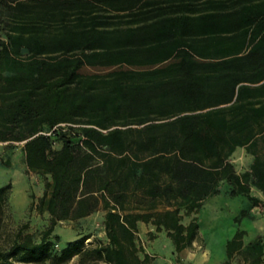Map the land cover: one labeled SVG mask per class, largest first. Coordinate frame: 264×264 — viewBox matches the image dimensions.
Instances as JSON below:
<instances>
[{
  "label": "trees",
  "instance_id": "16d2710c",
  "mask_svg": "<svg viewBox=\"0 0 264 264\" xmlns=\"http://www.w3.org/2000/svg\"><path fill=\"white\" fill-rule=\"evenodd\" d=\"M0 31V143L22 144L44 179L30 208L48 217L37 241L23 225L0 245V264H150L138 222L178 254L199 228L180 212L197 213L220 183L250 202L237 222L263 204L250 183L264 196V0H0ZM236 148L250 171L235 172ZM99 210L105 242L58 247V224ZM244 235L219 264L262 263L264 243L244 248Z\"/></svg>",
  "mask_w": 264,
  "mask_h": 264
},
{
  "label": "rangeland",
  "instance_id": "374dc122",
  "mask_svg": "<svg viewBox=\"0 0 264 264\" xmlns=\"http://www.w3.org/2000/svg\"><path fill=\"white\" fill-rule=\"evenodd\" d=\"M160 2L167 5L168 0H160ZM135 12L136 10L122 14L111 12L110 15L117 16L113 20L114 24L123 25L132 19L128 15H133ZM108 70L100 67H85L82 72L103 73ZM229 161L238 174L250 171L251 158L243 149H237L230 156ZM43 182L44 179L27 170L21 143L14 144L9 149L5 148L4 143H0V187L10 185L8 200L2 207L0 217V245L9 243L23 225H26L23 233L30 234L35 241L38 240L41 231L48 224V217L46 213H38L36 209L30 208V195L33 194L36 203L44 190ZM230 188L226 182H222L219 185V194L204 200L197 213L185 215L183 211L180 212L184 225L192 218H196L199 228L196 240L178 254L174 252L173 244L165 231L144 232L142 228L138 229L137 246L150 256V264H219L225 257V242L233 237L237 229L245 231L243 240L246 243L250 244L257 240L264 243V202L255 206V209L251 208L248 217L240 218L237 222L235 219L239 217V212L247 210L250 202L242 196H230ZM250 193L264 201L251 183ZM102 220L103 212L99 210L88 218L58 224L54 230L61 238L58 247L83 235L90 236L86 244L96 239L105 242ZM139 255L142 257L141 252ZM76 261L77 258H74L71 263ZM232 264H244L242 257L236 256ZM261 264H264V252Z\"/></svg>",
  "mask_w": 264,
  "mask_h": 264
},
{
  "label": "crops",
  "instance_id": "0c3cea01",
  "mask_svg": "<svg viewBox=\"0 0 264 264\" xmlns=\"http://www.w3.org/2000/svg\"><path fill=\"white\" fill-rule=\"evenodd\" d=\"M170 15V14H169ZM237 149H239V150H242L243 148H236V150ZM235 150V151H236ZM244 150V149H243ZM234 151V152H235ZM245 151V150H244ZM233 152V153H234ZM232 153V154H233ZM246 153V152H245ZM248 155V154H247ZM250 156V155H249ZM250 158H251V163H252V160H253V157L252 156H250ZM257 190V189H256ZM257 192L264 198V196L262 195V193L259 191V190H257ZM259 198V197H258ZM260 199V198H259ZM261 201H262V199H260ZM264 200V199H263ZM264 202V201H263ZM254 209H255V207H254ZM252 211H253V209H252ZM143 226V227H142ZM137 228L138 229H140V228H142L143 230H145L144 232H154V226H152L151 224H148V229H146V224H144V223H142V222H138L137 223ZM140 236V235H139ZM226 243V242H225ZM247 244H248V242L246 243L244 240H243V247L245 248L246 246H247ZM173 249H174V247H173ZM224 251H225V245H224ZM174 252H175V250H174ZM176 253V252H175ZM224 259H225V257H224Z\"/></svg>",
  "mask_w": 264,
  "mask_h": 264
},
{
  "label": "built area",
  "instance_id": "2783aa9c",
  "mask_svg": "<svg viewBox=\"0 0 264 264\" xmlns=\"http://www.w3.org/2000/svg\"><path fill=\"white\" fill-rule=\"evenodd\" d=\"M55 247H57V245Z\"/></svg>",
  "mask_w": 264,
  "mask_h": 264
}]
</instances>
